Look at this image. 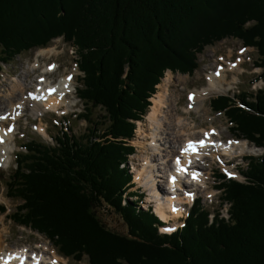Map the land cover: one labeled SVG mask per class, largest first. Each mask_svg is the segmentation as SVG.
Returning <instances> with one entry per match:
<instances>
[{
  "label": "trees",
  "instance_id": "16d2710c",
  "mask_svg": "<svg viewBox=\"0 0 264 264\" xmlns=\"http://www.w3.org/2000/svg\"><path fill=\"white\" fill-rule=\"evenodd\" d=\"M62 37L76 50L78 97L93 128L83 137L67 129L53 145L22 146L10 179L12 197L22 201L14 223L43 234L74 262L264 264V152L244 159V181L221 174L229 219L220 210L212 217L198 200L184 227L162 234L155 214L126 194L135 153L129 141L166 72L193 74L199 54L229 38L257 50L264 80V0H0V64ZM243 95L210 104L232 132L264 148V88ZM97 107L105 110L103 131L91 121ZM99 208L113 209L127 231L108 228Z\"/></svg>",
  "mask_w": 264,
  "mask_h": 264
},
{
  "label": "rangeland",
  "instance_id": "374dc122",
  "mask_svg": "<svg viewBox=\"0 0 264 264\" xmlns=\"http://www.w3.org/2000/svg\"><path fill=\"white\" fill-rule=\"evenodd\" d=\"M49 46H53L54 48H57L56 51L57 53L53 57L42 58V59L39 57V59L41 60L43 69L48 65L47 62L49 61L52 63H57L56 65L58 69L55 72H53L52 75L49 77L51 84L52 83L57 84L58 82H60V80H62L65 76L69 74L72 73L75 74L74 84L76 85L73 84L74 86L72 89L73 94L69 96L70 103L72 102V104L70 106L62 107V110L56 114H52L51 111L49 112L46 111L40 115H37L31 113L30 110L28 109L25 111L24 114H22L23 116L19 118L18 123H16L18 130L17 132H15V135L12 138L13 140H11L9 144V147L12 149L11 162L7 163L5 166H0V206L4 205L6 206L7 209V212L4 213L0 212V248L2 247L5 248L6 250H14L15 248L22 249V247L36 248V246H38L39 244L40 245L45 244L48 247L47 248L45 246L47 249V250L45 249V251H48L49 249L48 254H50V257H52L55 252L59 255V252L56 250V248H53V245L49 241H47L44 235H39L34 231H32V229L30 228L27 229L25 227H20L16 223L14 224L13 221L9 219V215H12L13 212H16L18 205H21L22 201L20 197H16L14 199H11L9 197L10 194L8 193V185H7L8 182L11 181L10 178L13 177L15 173L16 157L18 150H21V145H24L25 143L31 141L32 139L36 141H43V142L46 141L49 143H53L51 138L59 137L62 130L65 131L66 128H68L71 131V133L76 134L77 137H83L89 133V128L91 129L93 128V125L90 122H86L84 116H82V113L84 112V105L81 101L78 100V96H77V88H79L78 85L80 83L81 73H79V69L76 63L77 54L75 52V49L72 46L68 45L67 42L63 40V38L52 41V43H50ZM38 49H34L28 53H23L20 56H18L17 59H15L13 62L11 61V63L7 65H2L0 67V100L1 101L10 98L13 86L14 85L17 86L16 82L18 80H22L23 82L24 77L27 75V73L30 75V77L28 81L27 80L25 81V83L30 85L25 89L24 92L25 98L27 95L26 93L27 90H33V89H34L33 91L37 90L38 83L36 84L35 81L39 80L41 74L43 73L41 72L42 69L38 67L35 70H33V66H34L33 64L37 61L36 57L38 56L37 55ZM0 55H1V50H0ZM198 63L200 64L199 67L191 75H187V74L182 75L180 73H174L171 70L168 71V72H172V74L175 75L174 85H172V87L170 88V94L172 95V97L175 98V100H177L178 114L182 115V117L184 118L186 117V119H189L191 123H194L193 121L196 122L195 125L192 124V128L194 131L198 132L199 136H202L201 132L204 130L210 131L212 128L210 129L209 127L213 125V127L217 128V131L221 132V138H224V140L228 141V139H232V137L234 139L238 138L239 139L238 141L242 140L241 138L238 137V135L232 132L231 129L232 124L226 118L227 117L226 114L223 112L222 113L214 112L209 103L211 101V98L213 97L216 98L220 95H223L224 93H227L231 96L239 94L241 99H246L247 97L246 95H243V93L250 94L254 91H258L259 89L264 88V81L263 79H261L263 74V69L258 68L256 65L257 63H259V55L256 52V49L253 47L252 48L244 47L241 40L226 38L219 43H215L207 47L203 54L202 53L199 54ZM231 65H239V66H237L236 70H234L233 72L228 73L227 81L229 80V82H224V85L227 87V90H223V92L216 94L213 93L209 97V99H207L205 103V107L203 108V111H201V113L197 112L196 110L191 111L189 109V103L187 99V96L189 94L188 92L196 88L198 89L195 90L194 92L197 91L203 92L207 90L210 87L209 75L216 72L220 68V66H224L225 68H227ZM75 68H77L78 71H76ZM65 72L66 74H64ZM167 73L164 75L165 77ZM61 74L63 75L61 76ZM59 77L60 79H58ZM53 78L55 80H51ZM234 78H237V80L234 81L233 80ZM161 83L157 85L156 88L157 92L159 88L158 86ZM157 92L155 93V95L157 94ZM179 103L181 105L180 109H179L180 107ZM150 111L151 108L149 112ZM0 112L4 113L5 111L3 110ZM91 115H92L91 121L97 124L96 128L97 129L100 128L103 131L104 130L103 127L107 125V119L105 118L106 116L105 110L101 107L93 108ZM141 122L143 124V129L147 127V131L149 132L150 128L147 119L146 120L144 119ZM139 123L137 124L136 129L139 128ZM11 124H14V122H12ZM39 125L43 126L46 129V133L40 131V129L38 128L40 127ZM140 128L137 129L136 138L133 141L137 149H136V154L131 157V161L129 162L130 163L129 165H131L130 170L137 167L140 162L139 160H142L144 156H148V155L151 156V151L150 154L148 152L144 153L145 149H140L141 147L139 148V145L141 143L145 145L148 142L141 141L138 142L139 144L135 143L139 140V138L142 140L144 139V135L142 133L145 130H143L142 133L140 134L139 133ZM214 140H217V138L215 137ZM247 143H248L247 146H250V148L254 150L253 152H245L246 154L244 153L243 155L238 157L235 156L234 158L227 157L226 162L225 160L220 163L216 161L214 164H212V167L210 169L211 170L210 174L212 173V175H210V178L208 179V186H210V188H214L212 190L213 194L212 195L205 194L204 191L202 190L200 193L198 192V194L196 195V199H202L203 208L208 209L210 213L215 214L216 212L221 210L222 215L227 217L226 212L228 206L226 205L223 206L221 204L222 203L221 198L223 196V193L222 190H218L219 185L222 182L221 174L226 175L228 179L230 178V176H232L233 179L237 178L238 180L243 181L244 178L241 176L240 172L247 169V163L243 159L248 157L249 155L261 156L262 153L264 152L263 148L258 149L253 146V143L248 141ZM207 170H205L204 172H206ZM136 172L138 174L142 173L143 167ZM144 179L145 178H143V180ZM166 179L167 178L161 180L160 188L165 189ZM139 183L140 181H138L135 178V183H134L135 188L131 189L130 191L131 192L138 191L144 193L145 198L143 199V201H141V207L143 210H145L149 207V205L152 204V201L155 202V200L152 201L150 200L151 202L149 201V199L151 198L150 194L148 193V191L145 190L143 185ZM152 194L155 195L154 192H152ZM161 196L163 197L165 195H161ZM129 200L131 201L130 198ZM184 209L187 210L183 214L184 217L181 220H179L177 223L173 222L172 224H170L172 225V228L176 229L178 225L181 226V224L184 223V220L187 217V213L191 209L190 204L186 205V207L184 206ZM168 211H169L168 204H163L162 212L164 213V217H168L169 215ZM98 212L102 220L101 222H103L108 228H112L117 233H124L127 231L126 224L124 223L122 218L114 212L113 209L99 208ZM5 252H11V251H5ZM61 258L63 262H66L63 264H89L88 259L86 257L80 263H75L72 259H65L63 257Z\"/></svg>",
  "mask_w": 264,
  "mask_h": 264
},
{
  "label": "bare ground",
  "instance_id": "6f19581e",
  "mask_svg": "<svg viewBox=\"0 0 264 264\" xmlns=\"http://www.w3.org/2000/svg\"><path fill=\"white\" fill-rule=\"evenodd\" d=\"M37 51V61L33 64V70L38 67L42 69V74L50 73L52 75V73L56 71L57 63H52L48 60V65L43 69L39 57L41 59L53 57L57 53V48L48 46V48L38 49ZM237 66L239 65H231L227 68L220 66L217 71L215 70L216 72L209 75L210 87L207 90L203 92H194L198 89L196 88L190 91L193 93L188 92L189 94L186 96L189 103V109L201 113L205 107L207 99H209L213 93L216 94L223 92V90H227L224 82H229V80L227 81L228 73L236 70ZM75 70L78 71L77 68H75ZM64 74H66V72ZM62 75L63 74H61V76ZM74 75L75 74L72 73L65 76L57 84H51L48 78L42 77L39 83L35 81L36 84L38 83L37 90H27L25 98V89L30 85L25 83L30 77L27 73L23 82L22 80H18L16 82L17 86H13L10 98L4 101L0 100V111H5L4 113L0 112V116L8 117L7 119H0V138L3 140V142L0 143V166H5L7 163L11 162L12 149L9 147V144L10 141L13 140L12 138L15 135V132L18 130L16 123H18L19 118L23 116L22 114H24L26 110L29 109L31 113L37 115L46 111L59 113V111L62 110V107L70 106L72 104V102L70 103L69 96L73 94L72 89L74 87L73 84L75 83ZM69 77H71V79H69ZM174 78L175 75L172 74V72H168L163 79V82L158 86V92L152 99L153 105L151 111L146 114V119L150 128L149 132L147 131L146 126V128L143 129L142 122L139 124V128L141 127L139 133L141 134L142 131L145 130L142 133L144 139L142 140L139 138L135 143L139 144L138 142L141 141L148 142L145 145L141 143L139 148L141 147L140 149H145L144 153L148 152L150 154L151 151V156H144V160H139V167L137 166L133 170L135 171V178L140 181L139 184L143 185L145 190L150 194L152 199L150 198L149 201L155 200V211L162 219H173L175 220V223H177L178 218H183V214L187 211L184 209V205L192 204L195 199L194 197L198 192L200 193L203 190L205 194H213L212 190L214 188L208 186V179L210 178V175H212V173L210 174L212 164L216 161H222L226 156L238 157L245 152H253L254 150L250 148V146H247V141L243 139L238 141V138L234 139L232 137L233 140H224V138H221V132L217 131V128L213 127V125L209 127L210 129L212 128L210 131L204 130L201 132L202 136H199L198 132L194 131L192 128V124L195 125L196 122L193 121L194 123H191L189 119L178 114L177 100H175L170 94V88L174 85ZM58 79H60V77ZM233 80L236 81L237 78H234ZM180 108L181 105L179 109ZM12 122H14V124H11ZM9 128L12 130L8 131ZM38 128L41 132L46 133V129L43 126ZM215 137L217 140H214ZM200 140L205 142V147L199 146ZM191 141H196L194 143L196 144V151L186 152L184 150V152L181 153V148L186 149ZM178 160L179 169H176V162ZM183 166L189 168V170L183 171L186 176L185 179L188 180L184 182V185L181 184L183 181L179 176V172H182L180 169H184ZM142 167L143 172L138 174L136 171ZM205 170L207 171L204 172ZM170 175L176 177L175 182H169ZM194 175L195 178H193ZM143 178L145 179L143 180ZM165 178H167V188H180L181 191L177 194H172L166 191V187L165 189L160 188L161 180ZM152 192H154L155 195H153ZM161 195L165 196L162 197ZM155 198L160 200L158 201ZM161 204H168V217H164ZM169 229L170 230L168 231L174 230L172 226ZM45 246L47 247L45 244H39L34 249L30 247H22V249L19 250L17 248L14 250H6L1 247L0 258L2 259H0V264H3V261L7 260L10 255L12 257L20 258L11 259L10 264H21V260H23V264L66 263L62 261V258L56 252L50 257V254H48L49 249L48 251H45ZM35 251H38V253H35ZM33 257H35V259H33Z\"/></svg>",
  "mask_w": 264,
  "mask_h": 264
},
{
  "label": "snow or ice",
  "instance_id": "6c2138e0",
  "mask_svg": "<svg viewBox=\"0 0 264 264\" xmlns=\"http://www.w3.org/2000/svg\"><path fill=\"white\" fill-rule=\"evenodd\" d=\"M69 79H71V77H69ZM33 98H35V97H33ZM190 99H191V97H190ZM7 118L8 117H6V116H0V119H7ZM11 130H12L11 128L8 129V131H11ZM2 142H3V140H2V138H0V143H2ZM199 146L200 147H205L206 146L205 142L204 141H200L199 142ZM185 151H193V152L196 151V144L190 142L188 147L185 149ZM177 163L179 164V160L177 161ZM180 170L184 171L185 169H180ZM193 178H195V175H194ZM173 182H175V178H173ZM174 210H176V209H174ZM167 230H170V229H167ZM13 258L20 259L19 257H12L10 255L7 260L3 261V264H10V261ZM0 259H2V258H0ZM33 259H35V257H33ZM21 264H23V260H21Z\"/></svg>",
  "mask_w": 264,
  "mask_h": 264
}]
</instances>
